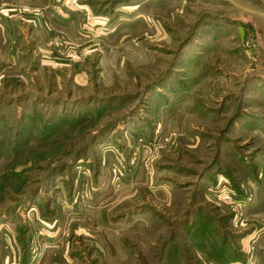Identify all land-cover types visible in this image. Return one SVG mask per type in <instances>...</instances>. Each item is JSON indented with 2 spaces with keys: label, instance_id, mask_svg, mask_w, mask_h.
<instances>
[{
  "label": "rangeland",
  "instance_id": "obj_1",
  "mask_svg": "<svg viewBox=\"0 0 264 264\" xmlns=\"http://www.w3.org/2000/svg\"><path fill=\"white\" fill-rule=\"evenodd\" d=\"M0 264H264V0H0Z\"/></svg>",
  "mask_w": 264,
  "mask_h": 264
}]
</instances>
